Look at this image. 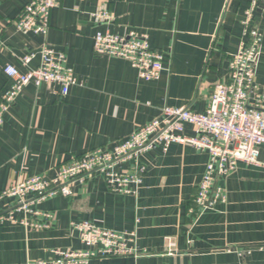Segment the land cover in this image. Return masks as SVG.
Segmentation results:
<instances>
[{
	"label": "crops",
	"instance_id": "1",
	"mask_svg": "<svg viewBox=\"0 0 264 264\" xmlns=\"http://www.w3.org/2000/svg\"><path fill=\"white\" fill-rule=\"evenodd\" d=\"M27 0H0V95L11 79L8 63L20 72L36 67L20 59L44 42L64 51L81 85L58 94L57 86L25 85L0 127V191L30 175L54 177L61 163L94 148H111L134 129L157 117L164 105L203 112L212 85L226 80L228 60L243 38L249 0H60L49 14L45 35L16 30ZM105 8L108 24L91 11ZM254 15L263 33L255 82L264 87V12ZM118 35L135 30L164 53L156 80H142L129 62L92 52L96 31ZM185 133L191 135L190 126ZM259 160L264 163V151ZM145 166L136 195L107 188L95 173L71 186L70 195L45 199L37 208L52 212L50 228L0 225V264H35L54 249H80L71 222L87 220L135 233L140 256L97 258L90 264H264V167L237 162L214 185L226 200L197 217L190 210L209 159L206 151L171 143L141 155ZM116 169L129 173L133 163ZM0 201V208L2 207ZM172 243L171 247L168 245ZM170 248V251H169Z\"/></svg>",
	"mask_w": 264,
	"mask_h": 264
},
{
	"label": "built area",
	"instance_id": "2",
	"mask_svg": "<svg viewBox=\"0 0 264 264\" xmlns=\"http://www.w3.org/2000/svg\"><path fill=\"white\" fill-rule=\"evenodd\" d=\"M59 1L27 0L14 22L16 30L45 35L50 11ZM257 10L264 12V0H249L242 21L243 38L236 52L229 57L226 80L212 85L203 112H194L187 106L164 105L157 117L134 129L122 142L111 148L98 147L72 156L57 167L54 177L30 175L15 180L0 191L3 203L0 225L18 224L34 230L50 228L52 212L37 208V204L49 197L70 195L73 184L84 182L96 172L104 175L109 190L136 195L145 173L141 155L157 146L166 149L171 143L190 145L209 155L193 200L195 206L190 210L193 216L224 202L225 190L214 185L218 177L231 174L237 162L264 167L259 160L260 151H264V87L255 82L263 36L254 15ZM90 18L95 23L108 24L112 14L105 8H98L91 11ZM92 38L95 55L127 60L139 79L160 77L164 53L151 48L145 32L130 30L118 35L108 29L96 31ZM36 56L40 59L39 64L24 72L10 63L2 68L11 83L0 95V127L28 83L57 86L58 94L62 96L69 92L70 86L81 85L68 65L64 51L44 42L36 51L24 54L20 59L21 66H28ZM186 126L191 127V135L185 133ZM129 161L133 163V171L125 173L116 169ZM70 225L77 231L83 247L54 249L51 257L36 260L35 264H90L97 258L147 254L135 247L134 231L109 229L87 220ZM168 245L171 247L172 243ZM258 249L264 250V245Z\"/></svg>",
	"mask_w": 264,
	"mask_h": 264
}]
</instances>
